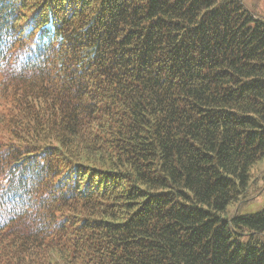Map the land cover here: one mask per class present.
Instances as JSON below:
<instances>
[{
	"label": "trees",
	"instance_id": "obj_1",
	"mask_svg": "<svg viewBox=\"0 0 264 264\" xmlns=\"http://www.w3.org/2000/svg\"><path fill=\"white\" fill-rule=\"evenodd\" d=\"M0 106L34 146L0 264H264V207L240 214L264 166L243 0H0Z\"/></svg>",
	"mask_w": 264,
	"mask_h": 264
},
{
	"label": "rangeland",
	"instance_id": "obj_2",
	"mask_svg": "<svg viewBox=\"0 0 264 264\" xmlns=\"http://www.w3.org/2000/svg\"><path fill=\"white\" fill-rule=\"evenodd\" d=\"M244 6L246 9L251 11L252 13L256 14L258 17L264 18V0H243ZM4 109L0 106V156L3 154L4 161L0 160V187L2 189L10 190L11 186L16 185V177H12L9 179V175L12 172L13 164L10 162L14 159V156H18L17 159L19 160V151L25 152L30 147L33 148L34 146H29L27 144L22 143L23 140L19 138H23L20 134L14 133V124H10L7 126L2 122L3 119ZM1 129H3L1 131ZM39 150H41V146H36ZM19 150V151H18ZM61 165H64L67 161L60 156L59 159ZM256 175L259 176V180L257 181V185L254 189L250 191V197L254 196V191H259L260 193L255 196L253 200L254 203H250L246 206L243 210H241V215L255 213L261 210L264 207V166H258L256 171ZM21 185V183H19ZM230 208L228 210V215L231 216L233 214L234 209ZM2 214L0 215V217ZM8 214V218H9Z\"/></svg>",
	"mask_w": 264,
	"mask_h": 264
}]
</instances>
